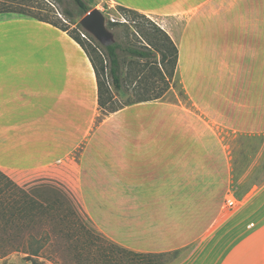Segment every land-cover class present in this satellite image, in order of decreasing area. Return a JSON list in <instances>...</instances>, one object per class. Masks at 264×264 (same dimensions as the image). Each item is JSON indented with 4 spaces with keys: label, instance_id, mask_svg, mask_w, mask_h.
Here are the masks:
<instances>
[{
    "label": "crops",
    "instance_id": "obj_1",
    "mask_svg": "<svg viewBox=\"0 0 264 264\" xmlns=\"http://www.w3.org/2000/svg\"><path fill=\"white\" fill-rule=\"evenodd\" d=\"M115 2L161 18L189 103L96 120L79 43L0 12V171L55 184L38 199L65 198L91 230L163 264H264V0Z\"/></svg>",
    "mask_w": 264,
    "mask_h": 264
},
{
    "label": "rangeland",
    "instance_id": "obj_2",
    "mask_svg": "<svg viewBox=\"0 0 264 264\" xmlns=\"http://www.w3.org/2000/svg\"><path fill=\"white\" fill-rule=\"evenodd\" d=\"M83 1L86 6L90 7V10L97 8L103 13L106 27L113 34L112 42L116 41L123 46L131 45L143 49L147 46L143 37V34H146L148 40L156 43L162 49L167 47L163 34L154 31L152 25L148 23V21L153 22L161 28V25L163 26L161 18L146 14L142 16L143 13L128 11L123 8L124 6L117 4L115 0ZM3 8L26 13L14 12L20 15L37 16L66 29L65 31L68 34L79 36L89 52L94 58H97L98 64L102 61L105 68L100 78L107 82L110 92H104L105 105L101 108L98 106L96 120L107 113L106 109L118 108L138 99L152 98L157 94H162L160 99L164 101L189 103L179 77L177 64L174 69L172 68L170 60H172L173 55L169 51H167V60L164 65L159 64L160 55L158 52L147 58H138L120 52L121 86L119 89L114 88L109 76V61L103 48L104 44L97 41L81 26L80 19L83 14L74 0H0V9ZM111 22L118 25H111ZM11 180L16 183L13 179ZM0 181L4 188H9L10 191L13 190L14 195L11 199L17 201L19 208V212L16 214L17 224L14 228H0V264H33V262L54 264L47 259V254L58 252L60 245H58V241L56 243L55 241L45 242L43 236L47 232H50L53 236L59 228L69 224L71 215L67 207L58 205L54 215L49 219L50 214H41L36 210L31 211L28 208L29 204L27 202L29 200L24 196L25 194L12 188L6 179L3 178ZM60 181L62 180H59L57 188L61 190L64 196L68 197V195L74 193L68 188V184ZM16 184L38 201H41L38 197L46 198V194L50 197L53 195L49 186L56 188L55 184L48 181L38 182L33 180V182L30 181L27 184ZM56 198L70 206L65 198ZM9 208H11V205H8L6 210ZM72 208L75 210L74 207ZM33 253H36V255H33Z\"/></svg>",
    "mask_w": 264,
    "mask_h": 264
},
{
    "label": "trees",
    "instance_id": "obj_3",
    "mask_svg": "<svg viewBox=\"0 0 264 264\" xmlns=\"http://www.w3.org/2000/svg\"><path fill=\"white\" fill-rule=\"evenodd\" d=\"M76 4L80 7L82 14L85 15L89 10L90 7L86 6L83 0H74ZM128 11H134L139 13L136 10L125 8ZM0 12H18L24 13L16 10L9 9H0ZM26 14V13H24ZM142 16L144 14H141ZM32 17L49 22H52L39 18L37 16ZM152 25L154 31L163 34V38L166 41L167 47L161 48L156 43L151 42L146 38V34H143L144 40L147 43L145 48H137L136 46H123L119 42H111L108 44H104L103 48L105 50L107 59L109 61V76L111 78L113 87L119 89L121 86V76H120V52H125L129 55L138 58H147L150 56H154L156 52L160 55L159 64L164 65L167 60V51L172 52L173 58L171 61L172 68L174 69L177 64V46L171 40L169 35L162 30L153 22H149ZM111 25H118L115 22H111ZM57 26L56 24H53ZM58 27V26H57ZM62 30H66L64 28L58 27ZM69 35L77 42L79 45L84 49L87 56L89 57L91 64L93 66L96 81H97V93H98V106L104 107L105 101L103 100L104 92H110L107 82L100 78V75H103L104 66L102 61L100 64L97 63V58L89 52L87 47L85 46L84 42L81 41L79 36H74L69 33ZM162 45V44H161ZM164 45V44H163ZM162 96V94H157L152 98H144L138 99L134 102L125 104L130 105L133 103L141 102V101H149L158 99ZM118 108H110L106 109L104 115H107L113 111L121 109L122 107ZM103 115V116H104ZM0 177L6 179L9 182L12 188L21 191L24 196L28 198V208L31 211H39L41 214H50L48 217H52L58 205H63L67 207L71 215V220L69 224L64 225L62 228H59L58 231L51 236L50 232H47L45 236H43V240L46 242H54L58 241V245H60V250L58 252H54L52 254H47V259L51 260L54 264H163L162 263V254L157 253H142L136 252L126 247H123L110 239L100 235L99 233L94 232L91 230L85 222L79 217L78 213L70 206H67L63 201L59 198H56L48 203H42L41 201L36 200L32 196L28 195L22 188H20L16 183H14L8 176H6L3 172L0 171ZM13 191V190H12ZM12 191L9 188H4L0 181V228H14L17 224L16 222V214L19 212V208L17 206V201L11 199ZM8 205H11V208L7 209ZM32 220V219H31ZM36 255V253H33ZM33 264H43L42 262H33Z\"/></svg>",
    "mask_w": 264,
    "mask_h": 264
},
{
    "label": "water",
    "instance_id": "obj_4",
    "mask_svg": "<svg viewBox=\"0 0 264 264\" xmlns=\"http://www.w3.org/2000/svg\"><path fill=\"white\" fill-rule=\"evenodd\" d=\"M81 26L89 32L97 41L108 44L113 41L112 32L107 29L103 13L93 8L80 19Z\"/></svg>",
    "mask_w": 264,
    "mask_h": 264
},
{
    "label": "built area",
    "instance_id": "obj_5",
    "mask_svg": "<svg viewBox=\"0 0 264 264\" xmlns=\"http://www.w3.org/2000/svg\"><path fill=\"white\" fill-rule=\"evenodd\" d=\"M226 203H227V205H232V204H234L235 202H234V200H233L232 198H227V199H226Z\"/></svg>",
    "mask_w": 264,
    "mask_h": 264
}]
</instances>
